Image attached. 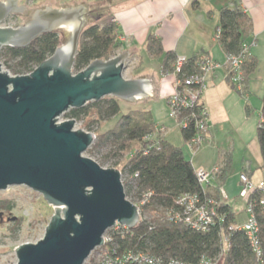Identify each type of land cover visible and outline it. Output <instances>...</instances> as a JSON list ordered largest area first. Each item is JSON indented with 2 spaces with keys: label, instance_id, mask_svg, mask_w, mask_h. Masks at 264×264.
<instances>
[{
  "label": "water",
  "instance_id": "95a60500",
  "mask_svg": "<svg viewBox=\"0 0 264 264\" xmlns=\"http://www.w3.org/2000/svg\"><path fill=\"white\" fill-rule=\"evenodd\" d=\"M24 9L17 0H0V48L28 46L56 29L68 30L69 36L30 73L11 76L0 66V190L29 186L54 209L42 239L17 246L16 264H83L103 245L110 227L132 229L139 212L126 197L120 170L83 156L95 134L75 130L73 118L60 122L58 117L106 96L146 98L153 95L152 86L142 77H124L130 64L126 50L73 71L90 15L86 6L43 7L21 26L3 25L10 14Z\"/></svg>",
  "mask_w": 264,
  "mask_h": 264
},
{
  "label": "trees",
  "instance_id": "16d2710c",
  "mask_svg": "<svg viewBox=\"0 0 264 264\" xmlns=\"http://www.w3.org/2000/svg\"><path fill=\"white\" fill-rule=\"evenodd\" d=\"M100 9L101 7L98 5L90 7L87 21L94 18V13L99 12ZM218 27L221 30L218 42L223 46L226 54H237L244 44L251 46L250 42L246 43L251 34L250 17L239 6L234 8L225 6L221 10ZM82 29L77 54L73 62L75 73L87 67L93 60L110 59L122 46L117 38L116 23L113 19L111 22L101 25L98 20L91 19ZM61 34V31L56 29L39 35L33 39L31 44L22 48L3 46L0 48V55L5 58V64L11 68L13 74L30 73L38 64L51 56L58 46L62 45ZM146 48L152 55H158L163 51L160 39L152 36H149ZM176 57L173 53L168 52L166 65L172 60L175 61ZM189 59L190 62L186 67L190 72L193 71L196 58L193 56ZM11 62L13 63L8 64ZM255 63L254 59H249L248 50L243 65L245 88L247 76L255 69ZM261 101V114L257 123L256 135L258 146H260V157H262V164L259 168L264 171V93ZM200 107L204 109L202 104L199 105V109ZM196 109L198 110V106ZM69 110L67 113L69 119H81L94 114L96 119L105 120L119 114L120 107L117 97H104L101 100L89 102L81 108L72 107ZM190 112V110H184L182 115L186 116ZM118 118L114 127L106 129L103 133H97L88 152H98L109 144L110 148L101 159L102 161H106L111 156L116 157L128 152L130 157L123 167V171L130 176L134 185L130 184L127 187L124 184L126 197L132 190L137 191L138 197L142 191L150 190L153 192V198L143 206L144 211L148 213L149 220H141L135 227L129 229L128 233L114 235L117 251L146 252L161 257L164 262L170 259H180L196 264L202 255L213 259L221 254L218 264H258L248 237L243 230L231 232L229 234L230 243L226 247L224 237L228 231L227 226L238 223L232 206L219 196V188L216 193L209 191L211 182L210 184L199 182L192 162L184 157L180 147L164 139L161 128L155 126L151 111L131 110ZM193 123L191 120L187 128L181 127L182 137L186 141L196 134ZM136 174L138 176L134 177ZM187 193L200 194L202 197L213 196L222 201L218 206V211L223 216L213 223L208 231H197L187 226L183 221L166 218L164 212L175 207L176 200ZM259 197L260 192L255 190L249 201L256 203ZM254 211L262 228L260 237L264 244V221L258 204L254 206Z\"/></svg>",
  "mask_w": 264,
  "mask_h": 264
},
{
  "label": "crops",
  "instance_id": "0c3cea01",
  "mask_svg": "<svg viewBox=\"0 0 264 264\" xmlns=\"http://www.w3.org/2000/svg\"><path fill=\"white\" fill-rule=\"evenodd\" d=\"M17 4L24 5V11H26L33 2L32 0H17ZM52 4L51 1L46 0L42 6L35 8H51ZM77 5L86 6L88 11L95 5L108 10L111 19L116 23L117 38H124V41H120L122 46L119 50L122 52L126 50L130 53L131 64L123 72L124 77L133 79L142 77L149 80L152 86L150 93L153 95L138 98V100L144 103L151 101L162 103L168 110L167 117L169 116L167 98L174 90V77L162 74L161 70H170L173 65L174 60L166 65L168 52L173 53L174 56L184 55L187 58L207 54L213 61L221 64L216 70L206 75L207 86L200 99L207 114L208 138L206 140L208 143L206 147L198 146L197 151L188 147L187 149L190 151L191 160L197 163L195 169L203 168L209 171L216 166L220 167V174L210 180L209 191L216 193L217 188H222L227 195L224 200L232 206L236 221L244 223L248 216L245 210V200L241 204L235 202L241 189L239 176L247 172L253 182L262 178L255 177L256 171L251 168L252 162L247 156L249 145L247 136L241 133L239 138H236L233 135L231 146L228 145L230 142L228 140L222 143L219 141L224 139L223 134L228 129L236 130L240 125V129L236 130L239 133L241 123L245 122L250 114L252 105L255 104L261 114V97L264 93V0H86V2L74 0L72 4L57 7ZM225 6L229 8L239 6L250 17L251 34L246 43L251 44L249 59H254L256 63L255 69L247 76L248 99H245L241 92L235 89L228 78V71L222 65L226 59V53L214 35L220 25L221 10ZM149 36L159 38L161 41L163 51L158 55H152L146 48ZM137 67L141 68V72L135 75L133 71ZM146 106L142 109L151 111L154 117L155 107L151 104ZM167 117H160L159 121L162 123L160 125L154 117L156 128H164L165 132L167 127L164 123L168 120ZM172 120L176 124L175 120ZM168 124L173 125L172 122ZM173 126L167 129L165 134L163 132L164 139L172 144L174 143L172 132L175 128ZM208 147L212 148L210 156L198 157L196 160L197 155L205 152Z\"/></svg>",
  "mask_w": 264,
  "mask_h": 264
},
{
  "label": "built area",
  "instance_id": "2783aa9c",
  "mask_svg": "<svg viewBox=\"0 0 264 264\" xmlns=\"http://www.w3.org/2000/svg\"><path fill=\"white\" fill-rule=\"evenodd\" d=\"M220 32L221 30L218 27L214 34L215 39H219L221 35ZM119 39L120 41H124L123 37ZM249 46L250 45L244 44L237 54H225L226 59L222 64L228 71V78L231 80V83L238 92H241L245 99H248L249 93L245 88L243 65L248 55ZM195 58L193 71L189 72L186 67L190 59L184 55L175 58L170 70H161L162 74L173 75L174 77V90L167 98L169 116L182 128H187L191 120L194 122L193 126H195L196 134L186 141L188 148L192 150L197 149V147L208 138L207 114L201 107L199 109V105H201L200 99L207 86L206 75L221 66L219 62L213 61L207 54ZM196 106H198V110ZM184 110H190L191 112L183 116L182 112H184ZM161 131H164V128H161ZM219 170L220 167L216 166L209 171L198 168L195 172L200 183L210 184V180L215 179L220 173ZM137 176L138 174L134 177ZM239 179L241 181L239 195L245 200V210L248 216L244 223H234L227 226L228 231L224 237L226 247H228L230 243L229 234L234 230H243L246 237H248L250 247L253 249L258 264H264V244L260 237L262 228L258 216L254 211V206L258 204L260 213L262 214V220L264 221V178L257 182H253L249 178L247 172H243L240 174ZM255 190L260 192V197L256 203L255 201H249L251 194ZM218 192L221 198H227L222 188L219 189ZM140 197L141 198L137 201L129 197L127 198L137 206L140 221L143 219L149 220L148 213L144 211L143 206L151 201L153 192L150 190L142 191ZM220 202L222 201L217 200L213 196L202 197L200 194L187 193L176 200L175 207L168 209L164 213L169 220L183 221L187 226L197 231H208L210 229L209 227L223 216L218 211ZM128 232V227L119 224L110 227L106 231L103 235V245L97 248L102 250L99 264H194L181 261L180 259H170L164 262L159 256L137 250L117 251V244L114 243V235H121ZM220 256L221 254H218V256L212 259L202 255V258H200L196 264H218Z\"/></svg>",
  "mask_w": 264,
  "mask_h": 264
},
{
  "label": "rangeland",
  "instance_id": "374dc122",
  "mask_svg": "<svg viewBox=\"0 0 264 264\" xmlns=\"http://www.w3.org/2000/svg\"><path fill=\"white\" fill-rule=\"evenodd\" d=\"M44 1L46 0H32L33 4H31L30 7H27V10L23 13H15L13 15H9L5 20L3 25L4 26H21V24L27 22L32 14V12L36 9L35 7L42 6ZM53 4L51 8H59L57 6L59 5H67L72 4L74 0H49ZM76 1V0H75ZM86 2V0H84ZM94 18L99 21V24H103L105 22H111V16L109 15L108 10L101 8L99 12L94 13ZM100 15V16H98ZM101 17V18H100ZM88 20V21H89ZM87 21V22H88ZM86 22V24H87ZM85 24V25H86ZM61 31V38L63 43L65 44L67 42V38L69 36V31L66 29H58ZM122 53V51H117V54ZM115 56V55H113ZM113 58V57H111ZM5 61V58L0 55V66L4 71H6L8 74H13V71L9 66H7ZM8 63V64H12ZM131 64V62H129ZM140 67H137L133 72L135 75L139 74ZM106 98H112V96H106ZM120 112L113 118L109 119H96V115L86 116L82 117L81 119H75V130H83L87 132H92L96 135L97 133H103L106 129L114 127L116 124V121L119 119L118 117L122 114H127V112L131 110H138L142 109L145 105L149 106V104L153 105L155 107V113L154 117L157 120V123L162 124L161 121H159L161 116L167 117V109L164 108V106L159 104L156 101H151L149 103H144V101H131V100H124L117 98ZM146 106V107H147ZM153 106L151 108H153ZM70 110L65 111L64 113L60 114L58 117V121H64L68 120L67 113ZM259 109L254 105H252V108L250 109V114L246 117L245 122L241 123V130L239 133L236 132V130L240 129V125L238 128L235 129H228L225 134H223L224 139L220 140L219 142H226L227 140L230 141L228 143L229 146H231V140L234 138H239V134L243 133L245 137L247 136L248 139V150H247V156L249 160L252 162V169H255V177L257 178H264V172L259 167L262 164V157H260V146H258L257 141V135H256V128L258 126V121L260 118ZM168 120L164 123L165 127L169 129L170 127H175L172 132L173 138V145H176L183 150V155L185 158L190 160L193 164L194 168H197V163L193 162L194 160H191L190 151L187 149L188 146L187 143L183 140L181 136V127L176 125L173 122V118L167 117ZM168 122H172L173 125H169ZM166 129V130H167ZM165 130V132H167ZM164 132V131H163ZM164 132V134H165ZM222 133V132H221ZM220 133V135H221ZM234 135V136H233ZM94 142V141H93ZM207 140L202 142L199 146L206 147ZM220 145V144H219ZM91 147V146H90ZM88 147V149L90 148ZM110 148L109 144H107L105 147H103L100 151H96L95 153L88 152V149L83 152V156H87L91 158L92 160L96 161L101 166L107 168V167H113L117 170L119 169L121 172V180L122 184H124L128 187L130 184L134 185L130 176L123 171V167L127 164L130 154L128 152L123 153L122 155H118L116 157H109L106 161H102L101 159L106 154V151H108ZM198 148V147H197ZM211 147H208L205 152H200V154L197 155V158H206V156H210ZM192 150V149H191ZM189 151V152H188ZM197 151V149L193 150ZM238 156V153H237ZM254 177V178H255ZM256 180V179H255ZM125 188V186H124ZM129 198H132L133 200L137 201L140 197L137 196V191L132 190L128 194ZM235 202L241 204L244 203V199L240 197V195L236 198ZM244 207V206H243ZM53 206L49 205L47 201L43 198L42 194L31 189L29 186L25 185H11L8 186L5 190H0V264H16L18 259L16 258L15 249L19 244L23 243H35L42 239L44 236L45 228L48 225V222L50 221L53 212ZM14 218V219H13ZM101 252L102 250L95 249L93 250L88 256V258L85 260L83 264H99L100 258H101ZM223 264V263H221Z\"/></svg>",
  "mask_w": 264,
  "mask_h": 264
},
{
  "label": "flooded vegetation",
  "instance_id": "af4514ba",
  "mask_svg": "<svg viewBox=\"0 0 264 264\" xmlns=\"http://www.w3.org/2000/svg\"><path fill=\"white\" fill-rule=\"evenodd\" d=\"M13 14H15V13H13ZM13 14H11V15H13Z\"/></svg>",
  "mask_w": 264,
  "mask_h": 264
}]
</instances>
